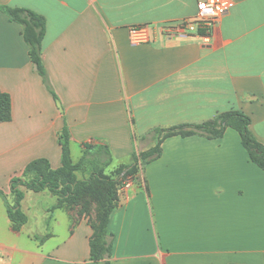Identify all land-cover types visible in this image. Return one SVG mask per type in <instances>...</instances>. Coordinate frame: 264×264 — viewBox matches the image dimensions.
Instances as JSON below:
<instances>
[{"label":"crops","instance_id":"crops-1","mask_svg":"<svg viewBox=\"0 0 264 264\" xmlns=\"http://www.w3.org/2000/svg\"><path fill=\"white\" fill-rule=\"evenodd\" d=\"M232 1L208 37H170L163 28L193 18L197 0H0L44 18L41 58L57 96L29 61L21 27L0 11V91L11 101V118L0 123V190L8 202L10 180L29 162L60 167L64 126L70 151L106 145L112 171L153 146H139L152 129L228 111L248 116L264 144V0ZM143 26L150 42L132 45L129 30ZM118 198L110 264H264V172L232 129L218 140L166 139ZM55 204L47 191H26L27 222L16 229L0 197V264H91L95 226L75 209L50 212Z\"/></svg>","mask_w":264,"mask_h":264},{"label":"trees","instance_id":"trees-1","mask_svg":"<svg viewBox=\"0 0 264 264\" xmlns=\"http://www.w3.org/2000/svg\"><path fill=\"white\" fill-rule=\"evenodd\" d=\"M0 11L12 23L21 27L22 38L28 48L29 61L41 77L46 89L57 100L51 88L48 76L41 58V44L45 34V20L35 12L23 8L0 7ZM11 118V101L8 94L0 91V123ZM251 121L248 116L239 111L220 113L213 119L199 124H179L169 128H154L148 135L154 141L152 147L143 151H134L131 163L114 170V176L105 174L112 162V156L106 145H82V154L77 162L71 160L70 135L64 126L58 135L61 147L60 167L54 169L45 158L29 162L20 176L10 180L12 203L0 190L9 220L16 229L27 222V217L20 209V203L26 191L40 193L49 192L56 198V204L50 208L73 209L82 198L91 195L96 188L104 189V207L99 222L93 224L94 232L89 240L91 264H110L112 255L113 235L108 232V222L111 213L118 206V187L127 179L136 176L140 170L157 160L162 154V143L171 137L182 138L201 136L208 140H218L224 136L227 129L236 131L241 145L248 153L252 163L264 172V144L260 143L250 130ZM81 174L82 177H78ZM74 210V209H73ZM76 210V209H75ZM80 215L85 210H76Z\"/></svg>","mask_w":264,"mask_h":264},{"label":"built area","instance_id":"built-area-1","mask_svg":"<svg viewBox=\"0 0 264 264\" xmlns=\"http://www.w3.org/2000/svg\"><path fill=\"white\" fill-rule=\"evenodd\" d=\"M232 0H197L196 14L191 19H185L179 23L168 25L163 32L170 37H182L188 35H200L206 37L211 29L220 23V20L233 8ZM148 26L131 28L129 30V41L132 45L147 44L151 40ZM130 187V178L125 180L118 190Z\"/></svg>","mask_w":264,"mask_h":264},{"label":"rangeland","instance_id":"rangeland-1","mask_svg":"<svg viewBox=\"0 0 264 264\" xmlns=\"http://www.w3.org/2000/svg\"><path fill=\"white\" fill-rule=\"evenodd\" d=\"M154 141L152 138H148L146 141L140 142V147H147L149 145H153ZM139 147V148H140ZM71 158L75 162L79 160L81 157V151L79 147L73 146L71 151ZM105 174L108 176H114V170L112 171L110 167H108L105 170ZM138 175V174H137ZM136 175V176H137ZM136 176L131 177V181L136 180ZM78 177H82L81 174L78 175ZM2 191V190H1ZM3 192V191H2ZM4 194V193H3ZM5 195V194H4ZM104 207V189L103 188H96L94 192L85 197L82 198L73 209H76L77 211L84 209L85 210V216L89 220V223L97 224L99 222V216L101 215Z\"/></svg>","mask_w":264,"mask_h":264}]
</instances>
